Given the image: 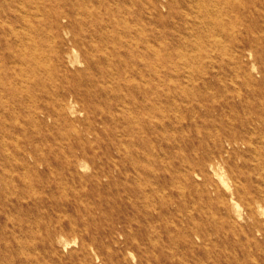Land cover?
Returning <instances> with one entry per match:
<instances>
[{"label":"rangeland","instance_id":"374dc122","mask_svg":"<svg viewBox=\"0 0 264 264\" xmlns=\"http://www.w3.org/2000/svg\"><path fill=\"white\" fill-rule=\"evenodd\" d=\"M24 3L0 264H264V0Z\"/></svg>","mask_w":264,"mask_h":264},{"label":"bare ground","instance_id":"6f19581e","mask_svg":"<svg viewBox=\"0 0 264 264\" xmlns=\"http://www.w3.org/2000/svg\"><path fill=\"white\" fill-rule=\"evenodd\" d=\"M19 4L24 7V0H0V134L8 139L9 143L3 142L12 151L18 146V115L22 111L31 112L38 108L31 104L32 83L38 81L33 74L48 66L45 62H39L37 57L39 51L30 19L24 13H15L20 9ZM67 41L70 45L59 53V62L65 53L77 47V33L72 32ZM69 108L67 100L60 102L54 111L60 114Z\"/></svg>","mask_w":264,"mask_h":264}]
</instances>
